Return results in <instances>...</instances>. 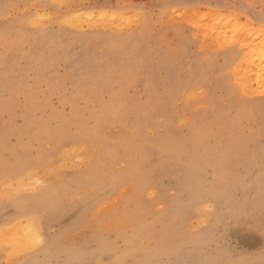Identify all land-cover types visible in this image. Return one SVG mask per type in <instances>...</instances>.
<instances>
[{"label": "rangeland", "instance_id": "1", "mask_svg": "<svg viewBox=\"0 0 264 264\" xmlns=\"http://www.w3.org/2000/svg\"><path fill=\"white\" fill-rule=\"evenodd\" d=\"M250 41L264 0H0V264H264Z\"/></svg>", "mask_w": 264, "mask_h": 264}, {"label": "bare ground", "instance_id": "2", "mask_svg": "<svg viewBox=\"0 0 264 264\" xmlns=\"http://www.w3.org/2000/svg\"><path fill=\"white\" fill-rule=\"evenodd\" d=\"M255 40V38H254ZM253 41V40H252ZM252 41H250L251 43H249L248 45L251 47V53H250V58L252 60H255V62L257 61V65H258V71L263 73V60H264V51L262 48L258 47L257 43H252ZM262 49V50H261ZM250 59V60H251ZM246 61V60H245ZM252 63V61H250ZM250 64V63H249ZM244 65V64H243ZM254 76V75H253ZM259 76V74H258ZM142 112V111H141ZM96 145V144H95ZM58 157V156H57ZM45 171V170H44ZM27 188V187H26ZM31 223V222H30ZM83 226V225H82ZM35 228V227H34ZM19 234V233H18Z\"/></svg>", "mask_w": 264, "mask_h": 264}]
</instances>
